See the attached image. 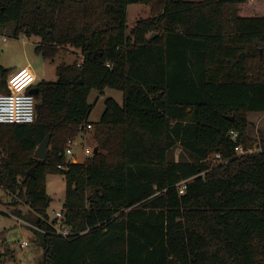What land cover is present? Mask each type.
Returning <instances> with one entry per match:
<instances>
[{
  "label": "trees",
  "instance_id": "trees-1",
  "mask_svg": "<svg viewBox=\"0 0 264 264\" xmlns=\"http://www.w3.org/2000/svg\"><path fill=\"white\" fill-rule=\"evenodd\" d=\"M246 3L0 0V28L38 38V55L70 46L82 57L27 89L39 91L34 123L0 124V188L36 212L42 264H264V144L237 152L253 150L248 115L264 113V15ZM131 4L152 16L129 34ZM105 89L123 103L107 99L92 125L89 95ZM89 124L98 153L65 163ZM178 147L193 160H171ZM53 173L65 176L69 237L47 213Z\"/></svg>",
  "mask_w": 264,
  "mask_h": 264
},
{
  "label": "rangeland",
  "instance_id": "rangeland-1",
  "mask_svg": "<svg viewBox=\"0 0 264 264\" xmlns=\"http://www.w3.org/2000/svg\"><path fill=\"white\" fill-rule=\"evenodd\" d=\"M185 1L201 2L203 0ZM243 11H246L247 15H264V0H247V3L242 7ZM127 13L128 33L130 34L139 20L152 16V8L145 4H131L128 6ZM39 41L36 37L28 38L24 35L14 38L12 25L0 28V65L7 69L5 77L0 73V94L15 93L13 92L15 80L23 77L26 73L22 71L18 74L17 71L27 64H31L39 81L52 82L57 80V67L75 62L80 63L82 60L81 53L70 46L60 49L55 58L45 59L35 52ZM4 81L5 83H3ZM7 88L10 91H7ZM109 98L115 99L120 104L123 103L121 91L114 89H105L104 92L91 91L88 102L93 105V111L88 123L95 125L100 122L105 111V102ZM248 121V134L251 139L257 142L253 151H260L259 147L262 143L264 144V113H251L248 115ZM86 133L83 135L80 132L75 137L73 147L74 155L77 154V158L84 162L90 158L85 156V149L93 151L96 147L94 129ZM66 159L69 161L71 156L65 157V162H67ZM170 159L174 161L193 160V157L178 147L170 154ZM46 192L50 199L47 213L52 222L56 219V213L62 211L65 202V176L60 173L48 174L46 176ZM28 218L36 219V212L22 204L21 201L19 202L16 196H11L0 188V264L43 263L44 251ZM23 242H27L28 246L22 248Z\"/></svg>",
  "mask_w": 264,
  "mask_h": 264
},
{
  "label": "built area",
  "instance_id": "built-area-1",
  "mask_svg": "<svg viewBox=\"0 0 264 264\" xmlns=\"http://www.w3.org/2000/svg\"><path fill=\"white\" fill-rule=\"evenodd\" d=\"M6 40V39H5ZM15 93L0 94V124H32L36 119V97L30 94L27 90L24 91H14ZM92 125H85L81 130V133L85 134L89 130H92ZM236 136V134H234ZM75 145V138L68 141L65 157L73 156V147ZM238 154L252 153L253 150H245L242 146L237 147ZM86 157H92L94 155V150L91 151L88 148L84 151ZM216 159H220V155L215 156ZM67 161V159H66ZM71 160L65 162L69 163ZM59 169H64L65 165L58 166ZM186 183L182 182L179 185L180 194H184L186 189ZM57 223L54 226L56 235L63 237H69L72 234L71 228L64 224V216L62 212L56 213ZM35 230H39L34 227ZM28 243L23 242L21 247H27Z\"/></svg>",
  "mask_w": 264,
  "mask_h": 264
},
{
  "label": "crops",
  "instance_id": "crops-1",
  "mask_svg": "<svg viewBox=\"0 0 264 264\" xmlns=\"http://www.w3.org/2000/svg\"><path fill=\"white\" fill-rule=\"evenodd\" d=\"M6 41V40H5ZM77 51V50H76ZM80 52V51H78ZM23 69V70H22ZM22 71H25V75L23 77H20L18 80H15V86H14V91H24L27 90L31 85L36 84L39 82L38 75L36 74L35 70L31 66V64H27L24 68L18 69V74L21 73ZM43 73V72H42ZM25 76V77H24ZM45 81V80H44ZM87 134V133H86ZM85 134V135H86ZM84 135V134H83ZM95 149V148H94ZM85 154V153H84ZM73 163L76 162L78 163H83L84 161H81L77 158V154L73 155L70 159Z\"/></svg>",
  "mask_w": 264,
  "mask_h": 264
},
{
  "label": "water",
  "instance_id": "water-1",
  "mask_svg": "<svg viewBox=\"0 0 264 264\" xmlns=\"http://www.w3.org/2000/svg\"><path fill=\"white\" fill-rule=\"evenodd\" d=\"M30 94H33V95H38L39 94V91L37 89H32L29 91ZM50 139H51V136L49 135L43 142L42 144L37 148V150L35 151V154H34V157L38 160H45L48 156V151H49V146H50ZM98 153V148L95 147L94 149V155ZM76 163V162H74ZM34 171H35V168H32L28 174L31 175V176H34Z\"/></svg>",
  "mask_w": 264,
  "mask_h": 264
}]
</instances>
